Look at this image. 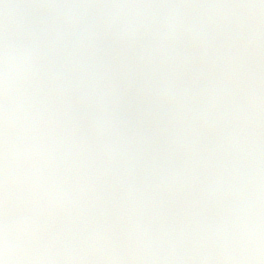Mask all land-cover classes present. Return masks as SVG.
<instances>
[{"label": "rangeland", "instance_id": "1", "mask_svg": "<svg viewBox=\"0 0 264 264\" xmlns=\"http://www.w3.org/2000/svg\"><path fill=\"white\" fill-rule=\"evenodd\" d=\"M56 1L0 0V264H139L141 248L169 230L190 236L189 264H258L264 204L244 220L238 247L212 193L228 160L264 152V0ZM197 9L237 22L240 34L196 36ZM87 12L105 21L106 32L82 26L69 42L70 26ZM56 58L82 85L78 97L56 90ZM120 103L129 133L115 128ZM88 104L104 116L97 137L83 121ZM55 148L70 158L64 172L49 162ZM116 153L119 169L110 163ZM181 158L196 164L180 168ZM98 200L114 207L116 225L91 246L62 252L60 221ZM215 231L226 254L208 248Z\"/></svg>", "mask_w": 264, "mask_h": 264}, {"label": "water", "instance_id": "2", "mask_svg": "<svg viewBox=\"0 0 264 264\" xmlns=\"http://www.w3.org/2000/svg\"><path fill=\"white\" fill-rule=\"evenodd\" d=\"M84 19L88 25L103 31V25L93 15H86ZM193 20L195 32L199 36L205 35L211 28L223 35H235L240 31L237 23L214 18L206 10L196 12ZM78 34L79 22H76L69 33V39L75 40ZM53 77L67 97H73L82 90L63 61L58 60L53 64ZM84 114L91 131L98 134L102 128V117L96 108L88 107ZM118 120V127L125 128L123 108H119ZM52 159L62 170L69 165V159L62 150L55 151ZM115 160L117 164L120 162L118 158ZM216 193L217 205L222 214L232 226L238 227L243 216L255 210L264 200V154L245 152L240 155V161L227 163ZM114 223L113 210L103 202L97 203L90 210L71 214L58 229L59 247L64 251L83 247L93 240L100 227ZM207 240L214 252H225L220 234L214 233ZM192 255L188 237L176 234L168 235L158 244L144 248L142 259L149 264H188ZM257 261L262 263L264 258L259 256Z\"/></svg>", "mask_w": 264, "mask_h": 264}, {"label": "flooded vegetation", "instance_id": "3", "mask_svg": "<svg viewBox=\"0 0 264 264\" xmlns=\"http://www.w3.org/2000/svg\"><path fill=\"white\" fill-rule=\"evenodd\" d=\"M118 12H120V11H118ZM118 12L113 13L114 17L116 16V14H117Z\"/></svg>", "mask_w": 264, "mask_h": 264}]
</instances>
